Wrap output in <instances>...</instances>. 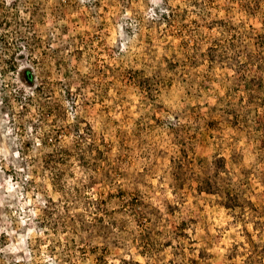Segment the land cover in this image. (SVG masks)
Segmentation results:
<instances>
[{
    "label": "rangeland",
    "instance_id": "rangeland-1",
    "mask_svg": "<svg viewBox=\"0 0 264 264\" xmlns=\"http://www.w3.org/2000/svg\"><path fill=\"white\" fill-rule=\"evenodd\" d=\"M0 264H264V0H0Z\"/></svg>",
    "mask_w": 264,
    "mask_h": 264
},
{
    "label": "trees",
    "instance_id": "trees-1",
    "mask_svg": "<svg viewBox=\"0 0 264 264\" xmlns=\"http://www.w3.org/2000/svg\"><path fill=\"white\" fill-rule=\"evenodd\" d=\"M24 80L29 84V85H31L32 84V82H33V78H34V75H33V73H32V71H31V69H29V68H25L24 69Z\"/></svg>",
    "mask_w": 264,
    "mask_h": 264
}]
</instances>
